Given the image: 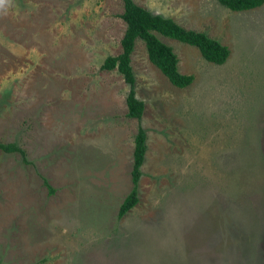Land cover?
<instances>
[{
	"label": "rangeland",
	"instance_id": "rangeland-1",
	"mask_svg": "<svg viewBox=\"0 0 264 264\" xmlns=\"http://www.w3.org/2000/svg\"><path fill=\"white\" fill-rule=\"evenodd\" d=\"M134 1L229 49L216 64L157 34L194 76L176 87L137 39L140 119L100 68L121 51L123 0L0 7V143L24 151L0 149V264H264V2ZM138 125V201L119 218Z\"/></svg>",
	"mask_w": 264,
	"mask_h": 264
},
{
	"label": "trees",
	"instance_id": "trees-1",
	"mask_svg": "<svg viewBox=\"0 0 264 264\" xmlns=\"http://www.w3.org/2000/svg\"><path fill=\"white\" fill-rule=\"evenodd\" d=\"M217 1L233 11L249 10L260 6L264 2V0ZM120 17L125 22V29L120 39L121 51L116 55L106 56L100 68L117 70L123 76L125 82L129 84V91L125 97L127 116L129 117L140 119L143 111V102L135 96L134 73L130 65V56L137 39L144 42L148 60L176 87L188 86L192 83L194 76L181 73L178 70L177 54L170 45L161 41L157 34L195 46L205 60L216 64L223 63L229 54L226 45L210 37L206 32L185 28L171 17L153 13L138 5L134 0H123V11ZM0 149L4 152L24 154V151L15 143H0ZM146 149L147 136L143 127L138 125L132 152V187L118 208L117 216L119 218L138 201V182L142 174L141 166L144 162ZM50 191L52 190L50 189Z\"/></svg>",
	"mask_w": 264,
	"mask_h": 264
},
{
	"label": "clouds",
	"instance_id": "clouds-1",
	"mask_svg": "<svg viewBox=\"0 0 264 264\" xmlns=\"http://www.w3.org/2000/svg\"><path fill=\"white\" fill-rule=\"evenodd\" d=\"M7 0H0V7H3Z\"/></svg>",
	"mask_w": 264,
	"mask_h": 264
}]
</instances>
